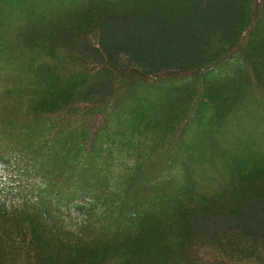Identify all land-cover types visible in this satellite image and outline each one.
Returning a JSON list of instances; mask_svg holds the SVG:
<instances>
[{"label":"trees","instance_id":"obj_1","mask_svg":"<svg viewBox=\"0 0 264 264\" xmlns=\"http://www.w3.org/2000/svg\"><path fill=\"white\" fill-rule=\"evenodd\" d=\"M0 6V264H264V0Z\"/></svg>","mask_w":264,"mask_h":264},{"label":"rangeland","instance_id":"obj_2","mask_svg":"<svg viewBox=\"0 0 264 264\" xmlns=\"http://www.w3.org/2000/svg\"><path fill=\"white\" fill-rule=\"evenodd\" d=\"M2 9H4V7L0 6V10H2ZM224 74H226L225 71L222 72V75H224ZM149 100H150V97L147 96V100L146 101H149ZM249 100H250L249 103L246 105V110H245L246 114L248 116H250V117L253 116V115L261 114L264 117V104H263V101H261V99H259V97H256V96L253 97V98H251V99H249ZM258 105H260L259 108L256 107ZM258 126H259L258 123L251 124V122H250V124L249 123L242 124V126L240 127V129L243 130V131L241 130L242 132H244L242 134L245 135V136H242V134L240 133V129L238 131L235 130L233 132L235 135H233L232 133L231 134L229 133V135H228L227 132H231L232 131L231 130L232 127H229V125H228V126H226L227 128L226 127L223 128V131L224 132L226 131L227 135L230 136L229 141L227 143H223V144L221 142H219V145H222V146H225V147H227V146L230 147L231 145L233 146V144H234V143L231 144V142H236V140H238V139L239 140H248V139L249 140H254L258 144H260V142L253 136L254 135L253 134V129L258 128ZM247 135H248V137H247ZM216 139H217V137H216ZM260 146H261V144H260ZM178 155H179V157H180L181 160L182 159L184 160L186 158L184 156V154H182V153H179ZM29 162H30V158L27 155H23L22 167L27 168ZM214 162L218 166H220V164H219L218 161H214ZM166 174L169 176V178H172V176L169 174V172H166Z\"/></svg>","mask_w":264,"mask_h":264}]
</instances>
